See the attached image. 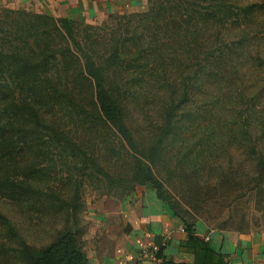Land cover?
I'll return each mask as SVG.
<instances>
[{"label":"rangeland","instance_id":"obj_1","mask_svg":"<svg viewBox=\"0 0 264 264\" xmlns=\"http://www.w3.org/2000/svg\"><path fill=\"white\" fill-rule=\"evenodd\" d=\"M234 1L256 2V9L247 24L218 31L222 40L231 41L227 42L226 70L215 71L214 83H203L196 46L188 53L184 36L167 42L165 50L150 58L143 70L127 75L126 122L139 146L147 147L156 137L166 106L180 103L188 94L163 157L152 165L154 175L180 219L215 229L248 230L264 226V178L256 180L257 160L250 155L252 145L264 152V70L254 67L257 59L264 61V0ZM156 2L144 0L132 9H100L95 16L71 20L80 40L99 39L100 51L111 49L113 35L127 38L126 49L140 48L156 25L141 22L136 14L156 8ZM10 3L0 0V20L9 10L42 13ZM243 38L245 47L237 48L244 45L237 46ZM158 39H164V31ZM240 63L247 65L246 70L237 72ZM73 132L78 136L77 129ZM101 132L105 138H85L86 155L58 156L52 161L40 158L38 165L46 168V175L38 183L0 186V264H30L26 245L45 247L64 228L74 231L84 245L92 221L89 217L151 189L133 182L134 152L113 129Z\"/></svg>","mask_w":264,"mask_h":264},{"label":"trees","instance_id":"obj_2","mask_svg":"<svg viewBox=\"0 0 264 264\" xmlns=\"http://www.w3.org/2000/svg\"><path fill=\"white\" fill-rule=\"evenodd\" d=\"M156 1L159 4L156 8L136 14L141 22L156 25L153 34L145 35L140 48L126 49L127 38L113 35L109 42L111 49L105 51L97 47L99 39L88 36L80 40L73 20L67 17L54 18L26 10L6 12L0 20V186L19 188L38 183L46 175V168L38 165L40 158L52 161L58 156L86 155L85 138L92 135L105 138V132L101 131L113 129L134 152L133 182L147 184L179 216L173 202L165 196L152 165L163 157L164 145L176 130L178 111L189 95L184 94L180 103L166 106L156 137L149 146L141 148L126 122V77L143 70L150 58L165 50L167 42L184 36L188 53L193 45L197 48L202 82L214 83L215 71L220 68L225 71L230 57L227 42L231 41L222 40L218 31L228 25L247 24L256 2ZM161 31L164 39L160 40ZM155 38L158 43L151 48ZM239 44L244 45L237 48L243 49L245 38ZM236 66L237 72H241L247 65ZM254 67L264 70V61L257 59ZM262 91L264 94V85ZM99 137L96 140L103 141ZM251 147L250 155L257 160L256 180L261 181L264 152ZM91 162L100 169L97 162ZM182 221L191 231L193 225ZM24 252L30 264H89L81 241L68 228L45 247L26 245Z\"/></svg>","mask_w":264,"mask_h":264},{"label":"crops","instance_id":"obj_3","mask_svg":"<svg viewBox=\"0 0 264 264\" xmlns=\"http://www.w3.org/2000/svg\"><path fill=\"white\" fill-rule=\"evenodd\" d=\"M55 17L83 19L100 9L134 8L144 0H7ZM125 197L108 212L89 217L83 248L89 264H155L142 259L150 243L166 241L161 264H264V226L215 229L197 223L188 230L153 189Z\"/></svg>","mask_w":264,"mask_h":264},{"label":"built area","instance_id":"obj_4","mask_svg":"<svg viewBox=\"0 0 264 264\" xmlns=\"http://www.w3.org/2000/svg\"><path fill=\"white\" fill-rule=\"evenodd\" d=\"M166 246V241L160 243L152 242L142 251V259L149 260L155 264H161L163 261L162 250Z\"/></svg>","mask_w":264,"mask_h":264}]
</instances>
